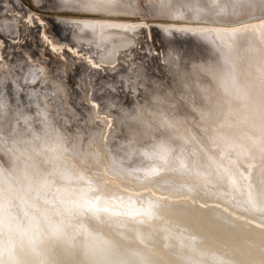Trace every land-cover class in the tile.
Segmentation results:
<instances>
[{
    "label": "bare ground",
    "instance_id": "1",
    "mask_svg": "<svg viewBox=\"0 0 264 264\" xmlns=\"http://www.w3.org/2000/svg\"><path fill=\"white\" fill-rule=\"evenodd\" d=\"M61 1L115 15H132L137 4ZM155 2L153 13L186 21L156 27L198 38L204 52L169 45L175 89L148 90L129 117L110 122L109 110L91 107L88 130H71L58 106L70 110L67 88L44 65L16 73L0 63V205L15 213L14 231L26 228L22 205L46 198L59 213L51 234L9 240L0 229V264H264V0ZM0 17V29L16 34ZM69 22L74 43L103 67L133 45L141 25ZM225 45L236 52L231 66L217 54ZM75 59L88 67L86 56ZM65 170L71 181L60 179Z\"/></svg>",
    "mask_w": 264,
    "mask_h": 264
},
{
    "label": "rangeland",
    "instance_id": "2",
    "mask_svg": "<svg viewBox=\"0 0 264 264\" xmlns=\"http://www.w3.org/2000/svg\"><path fill=\"white\" fill-rule=\"evenodd\" d=\"M154 2L161 5L160 0ZM148 4V0H137L135 13L115 15L62 6L61 0H0V16L13 21L16 28L14 35L0 29V63L8 61L16 73H21L26 64L44 65L47 77H53L67 88L70 110L65 111L62 100L58 106L69 119L68 128L71 130L76 127L88 130L85 126L89 124L86 119L91 107L99 111L109 110L110 122L115 115L129 117V111L137 103L149 98L148 90L168 93L175 89L176 80L166 62L169 45L181 46L184 53L196 48L198 52H204L198 48V38L175 32L169 35L157 28L159 23L186 21L164 18L153 13ZM74 19H119L141 25L134 35L133 45L118 53V61L103 67L92 54H84L74 43L69 22ZM80 55L86 56L88 67L75 59ZM41 76L38 75L33 86L42 87ZM48 79L44 80L47 84ZM173 95L178 96L177 93ZM7 101L3 103L5 106L9 105L10 99ZM94 120L99 121L98 118Z\"/></svg>",
    "mask_w": 264,
    "mask_h": 264
},
{
    "label": "clouds",
    "instance_id": "3",
    "mask_svg": "<svg viewBox=\"0 0 264 264\" xmlns=\"http://www.w3.org/2000/svg\"><path fill=\"white\" fill-rule=\"evenodd\" d=\"M217 54L223 64L231 66L234 58L236 57L235 50L228 45L218 48ZM202 71L211 72V67H202ZM223 84V78H222ZM233 84L235 81L233 80ZM0 179H7L5 173L0 171ZM60 179L63 181H71L73 179L72 173L68 170L63 171L60 174ZM40 189H47L48 185L46 182L40 184ZM51 201L49 199H42V204L37 205L35 203L22 205L23 219L26 222V228L22 231H14L13 225L18 224L19 221L10 207L6 205H0V229L3 230L4 234L9 240L13 235L22 236L25 239H30L37 233H43L44 228L49 229V234L52 232L53 215H58L56 209L46 207ZM61 204H67L66 201H61Z\"/></svg>",
    "mask_w": 264,
    "mask_h": 264
}]
</instances>
